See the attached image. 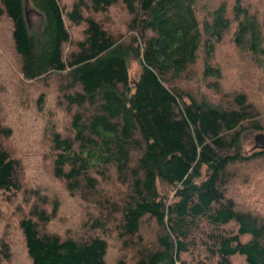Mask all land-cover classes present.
Returning <instances> with one entry per match:
<instances>
[{
  "label": "trees",
  "instance_id": "1",
  "mask_svg": "<svg viewBox=\"0 0 264 264\" xmlns=\"http://www.w3.org/2000/svg\"><path fill=\"white\" fill-rule=\"evenodd\" d=\"M256 2L28 0L40 18L30 27L24 0H0L17 82L41 85L8 107L10 91L0 90V217L1 202L15 197V210H27L16 219L26 264H231L234 254L264 264V148L243 147L246 131L264 133V0ZM225 38L244 77L262 69L257 89L222 93L213 59ZM189 69L210 79L203 86L214 97L178 83ZM35 169L83 208L79 227L52 228L66 222L65 206L26 184ZM12 241L1 237L0 264L10 263Z\"/></svg>",
  "mask_w": 264,
  "mask_h": 264
},
{
  "label": "rangeland",
  "instance_id": "2",
  "mask_svg": "<svg viewBox=\"0 0 264 264\" xmlns=\"http://www.w3.org/2000/svg\"><path fill=\"white\" fill-rule=\"evenodd\" d=\"M25 1V11L27 15V21L30 27H35L39 23V16L33 12L29 8L28 0ZM70 0H61L62 4L67 5ZM253 1V0H252ZM262 2V0H258ZM256 2V0H254ZM257 3V2H256ZM116 11H118L117 8H113V15L112 12H110V16H112L117 21L113 22L112 30L116 31L120 25L121 18L120 16L114 14ZM71 35L73 39H77L81 34V28L79 27H70L69 28ZM9 32H8V25L7 22L4 20L0 22V90L2 91V94L6 91V88L8 91H10L9 95L7 96V93L5 95H2L3 99L5 100L4 103L6 107H8V103H11V98L15 95L18 96L19 93H22L24 97L28 98L29 100L37 95L39 93V89L41 88V85H34L29 83H18V75H17V60L16 57L13 58V56L9 53L10 48V40H9ZM239 56L236 53V50L233 48V46L229 43L228 38H225L221 45L217 48V51L214 54L213 63L220 64L223 68V75H224V89L222 93H227V91H231V89L235 90V86L238 87V89H245L247 91L250 88V85L254 87V89H257V79L260 75H262V69L256 68L251 69L250 72L244 77L243 74L240 72V68L236 63L239 64ZM130 75L131 78H136L139 72V68L135 62H132L130 64ZM246 70V69H245ZM244 70V71H245ZM188 75H196L197 78L194 80L188 79ZM264 77V75H262ZM199 73L197 74V69H189L188 73L183 75L181 77V80L178 82L181 85L186 84L187 89H192L193 91H201L208 97H214V93L208 89L207 87L203 86L205 82L209 81V78H206V80H200L199 79ZM251 78L253 81H251ZM3 80L7 83L5 84ZM51 81V88L53 89V85H55V79L50 80ZM22 87L25 91L21 90ZM246 87V88H245ZM51 97L53 94H50ZM220 96V95H219ZM264 96V92H262L261 97ZM264 102V101H262ZM31 105L33 106L32 102ZM50 105V104H49ZM49 109V106H48ZM53 109V107L51 108ZM18 111L26 118L28 114L31 113V107L25 106L22 109L18 108ZM12 113V112H11ZM10 116H15L16 113H13ZM56 118V113L53 111ZM29 116V115H28ZM28 118V117H27ZM9 117L6 118L5 121L7 122H14L13 119H10ZM58 119L60 122L63 121L62 116H58ZM257 132L254 131H246L243 135V147L244 150L250 151L253 149L254 146V136ZM26 173V184L27 185H36L37 187H40L41 189L47 188V192L49 193L50 200H53V197L57 198L59 201H61L62 205L65 206V209L63 211V217L66 218V222L59 223V225L55 223L52 224V228L54 230H58L60 232H65L66 228L73 229V227H79L82 224V214L83 208L81 206H77V204L71 203L70 200L63 199L60 195H58L55 191L56 188V181L55 180H47V177L49 173H44L40 169H35L34 172H25ZM47 176V177H46ZM18 197H15L11 203L6 204L5 202H1L2 209H1V217H0V239L1 237H7L8 241H12L10 244L11 249L13 250L12 256L10 257V263L8 264H26L25 262V253L23 250L22 240H21V234L16 227V219L24 213L27 210H22L21 212H17L15 210V204L19 201ZM10 219V225L6 224V221ZM198 225V231L202 230V225L205 222V218L200 217L196 220ZM6 225L9 226V233H11V237L8 238L7 232H6ZM234 222H229L227 224L221 225L219 228H234ZM198 234V233H197ZM241 242H246L250 239V235L244 234L239 237ZM181 259H183L186 263L190 261V258L186 255H181ZM231 264H247L245 257L240 254H234L231 256Z\"/></svg>",
  "mask_w": 264,
  "mask_h": 264
},
{
  "label": "water",
  "instance_id": "3",
  "mask_svg": "<svg viewBox=\"0 0 264 264\" xmlns=\"http://www.w3.org/2000/svg\"><path fill=\"white\" fill-rule=\"evenodd\" d=\"M257 147L264 148V133L255 134L253 148H257Z\"/></svg>",
  "mask_w": 264,
  "mask_h": 264
}]
</instances>
